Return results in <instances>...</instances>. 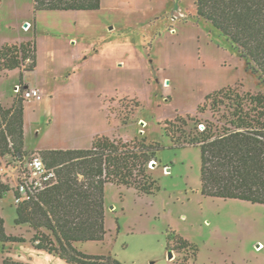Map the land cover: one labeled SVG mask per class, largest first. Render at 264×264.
<instances>
[{
    "label": "rangeland",
    "instance_id": "374dc122",
    "mask_svg": "<svg viewBox=\"0 0 264 264\" xmlns=\"http://www.w3.org/2000/svg\"><path fill=\"white\" fill-rule=\"evenodd\" d=\"M25 35L36 41L38 55L26 81L45 91L53 86L51 114L33 102L35 113L26 118L31 148H90L94 131L101 129H109L110 137H146L163 145L148 170L161 189L140 194L107 183L105 238L78 242L79 249L113 254L123 264H264V204L203 195L200 147L174 146L164 129L179 115L187 119V131L197 125L188 116L204 124L226 122L223 112L197 110L210 92L224 86L264 92V82L238 46L197 15L196 0H104L98 10L37 12L32 0H0V43ZM19 81L17 73L1 72L5 102L16 95ZM20 170L16 157L2 158L0 176L13 189L0 199V211L7 231L28 240L0 243V264L6 257L66 264L35 251L31 229L15 223ZM180 236L198 247L196 258L192 249L177 248Z\"/></svg>",
    "mask_w": 264,
    "mask_h": 264
},
{
    "label": "trees",
    "instance_id": "16d2710c",
    "mask_svg": "<svg viewBox=\"0 0 264 264\" xmlns=\"http://www.w3.org/2000/svg\"><path fill=\"white\" fill-rule=\"evenodd\" d=\"M34 11H92L102 0H32ZM197 15L220 30L240 49L248 66L264 82V0H196ZM37 66L36 41L5 43L0 49V74L21 68L32 71ZM16 91L12 106L0 98V162L10 154L22 163L25 150L23 83ZM223 112L220 120L196 122L187 131V119L177 116L167 120L165 132L172 145H195L201 152V193L205 196L239 199L264 204V92L238 90L232 85L210 92L198 106ZM198 122V123H197ZM203 123L205 128L198 129ZM162 143L143 137L131 140L97 134L90 148L45 149L41 156L46 166L56 171V181L43 189L28 188L23 195L14 189L17 225L31 229L29 241L34 249L58 255L67 264H123L113 254L92 255L76 242L102 241L106 235L105 214L107 183L125 185L140 194L161 189L158 178L149 172ZM24 180L19 178V182ZM13 188L0 176V199ZM25 235L9 233L0 211V243L25 242ZM170 243L168 242V246ZM179 250L198 247L182 238ZM3 264H30L6 257Z\"/></svg>",
    "mask_w": 264,
    "mask_h": 264
},
{
    "label": "crops",
    "instance_id": "0c3cea01",
    "mask_svg": "<svg viewBox=\"0 0 264 264\" xmlns=\"http://www.w3.org/2000/svg\"><path fill=\"white\" fill-rule=\"evenodd\" d=\"M170 2H171V0H170ZM102 4H104V0H102ZM168 5H171V3H169ZM77 11V10H76ZM27 24H29V22L27 23ZM26 25V24H25ZM33 25L35 26V28H37V25H38V20H37V16L35 15V17H34V19H33ZM27 26V25H26ZM21 39H14V40H11V39H9L8 41L6 40V41H4V42H2V43H0V49H1V47H2V45L3 44H5V43H21V42H24V41H28V40H30L31 38L28 36V35H25V36H22V37H20ZM79 40L77 39V42H78ZM76 42V43H77ZM37 45V44H36ZM37 58H38V55H37ZM37 65H38V61H37ZM37 67V66H36ZM33 71V70H32ZM26 72H31V71H25V70H23V69H21V68H16V69H13V70H10V71H7L6 72V74L8 75V73L10 74H12V73H17L18 74V76H19V82H15V84L16 85H18V84H21V83H23L24 85H25V87L26 88H31V87H36V88H39V89H41V90H43L44 92H45V94L43 95L42 94V97L41 98H33V99H26L25 101H24V107H25V109H24V119H25V124H24V128H25V150L26 151H30V152H35V153H38V151H42V150H44V149H41V148H38V147H34V148H31L30 147V145H29V143L27 142V137H28V135H29V131H28V129H27V123H26V118L28 117V116H32L33 114H32V112H34L35 113V110H33L32 108L34 107V105H33V102H35L37 105H43V106H45V107H43V110L45 111V114H47V115H50L51 113H49V112H51L50 110H51V103H52V97H53V86H48L47 87V89H46V91L44 90V87L42 86V85H40L39 83H37V82H32V83H30L29 81H26V79H25V73ZM16 87V86H15ZM15 96V95H14ZM14 96H11L10 97V99L9 100H7L6 102L2 99V96H1V92H0V98H1V101H2V103H3V105L5 106V107H10V106H12V104H13V102H14ZM45 104V105H44ZM33 110V111H32ZM109 111V115H108V117H106V121L108 120V119H110V117H111V113H110V110H108ZM46 115V116H47ZM84 131V128L83 127H79V130L78 131ZM95 132V135H97V134H103V135H108L109 133V129L108 130H105V129H101V130H95L94 131ZM94 135V136H95ZM94 138V137H93ZM86 146H89L88 144H86ZM76 147V146H75ZM72 148V147H71ZM82 148V147H81ZM248 202H250V201H248ZM28 226V225H27ZM29 227V226H28ZM80 242H82V241H80ZM77 243L78 242H76L75 244L77 245ZM260 244V243H259ZM259 244H258V246H259ZM263 244V243H262ZM77 247L78 248H80V246H78L77 245ZM35 251H38V250H36L35 249ZM38 253H46L47 255H50V256H53V257H59L58 255H54V254H49V253H47V252H43V251H38ZM60 258V257H59ZM61 259V258H60ZM63 260V259H62ZM54 261V260H53ZM65 263H66V261L65 260H63ZM67 264V263H66Z\"/></svg>",
    "mask_w": 264,
    "mask_h": 264
},
{
    "label": "built area",
    "instance_id": "2783aa9c",
    "mask_svg": "<svg viewBox=\"0 0 264 264\" xmlns=\"http://www.w3.org/2000/svg\"><path fill=\"white\" fill-rule=\"evenodd\" d=\"M20 88V84L16 85L15 91H19ZM23 95L25 99H39L42 97V91L36 87L26 88ZM21 168L19 178L24 181L22 183L18 182L16 187H19L23 195H25L28 188L43 189L54 183L57 178L56 171L47 167L42 157L38 154H33L24 166L21 165ZM18 200L16 199V201Z\"/></svg>",
    "mask_w": 264,
    "mask_h": 264
},
{
    "label": "water",
    "instance_id": "95a60500",
    "mask_svg": "<svg viewBox=\"0 0 264 264\" xmlns=\"http://www.w3.org/2000/svg\"><path fill=\"white\" fill-rule=\"evenodd\" d=\"M26 25H28V24L26 23ZM153 164H156V162H153ZM259 245H260V244H259ZM169 256H170V257L173 256V252H172V251L169 252Z\"/></svg>",
    "mask_w": 264,
    "mask_h": 264
},
{
    "label": "bare ground",
    "instance_id": "6f19581e",
    "mask_svg": "<svg viewBox=\"0 0 264 264\" xmlns=\"http://www.w3.org/2000/svg\"><path fill=\"white\" fill-rule=\"evenodd\" d=\"M259 246H261V244Z\"/></svg>",
    "mask_w": 264,
    "mask_h": 264
}]
</instances>
